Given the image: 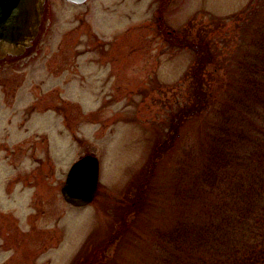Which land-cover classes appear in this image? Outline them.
<instances>
[{
  "label": "rangeland",
  "instance_id": "374dc122",
  "mask_svg": "<svg viewBox=\"0 0 264 264\" xmlns=\"http://www.w3.org/2000/svg\"><path fill=\"white\" fill-rule=\"evenodd\" d=\"M250 1H44L30 43L0 51V264H164L171 232L207 208L194 180L212 153L209 110L228 96L197 101L195 72L235 79L246 49L259 53L264 7L240 28ZM88 153L99 190L72 206L62 187ZM226 173L206 184L218 200L238 187Z\"/></svg>",
  "mask_w": 264,
  "mask_h": 264
},
{
  "label": "trees",
  "instance_id": "16d2710c",
  "mask_svg": "<svg viewBox=\"0 0 264 264\" xmlns=\"http://www.w3.org/2000/svg\"><path fill=\"white\" fill-rule=\"evenodd\" d=\"M262 6L264 0H251L240 11L245 16L240 28H244L248 24H244L245 20H251ZM261 42L258 43V54L252 51L250 55L246 49L244 59L232 67L238 73V77L233 76L235 79L228 80L221 73L217 76L212 73L210 82L203 79L198 70L195 72L197 78L200 76L197 101L208 107L224 87L228 96L209 110V113L212 110L216 113L212 120L215 129L213 134L211 132L212 153L194 180L196 185L205 189L201 190V200L207 208L200 209L195 216L185 215L188 217L186 222L171 232L169 245L165 246L170 253L164 264H264V173L258 172L264 167V115L260 113L264 106V43ZM196 49L199 51V47ZM209 57L203 53L197 69L202 71ZM215 70L219 71L218 68ZM192 110L197 109L185 111L190 113ZM247 144L254 147L252 152L262 151L260 168L255 163L249 167V163L255 160ZM254 166L256 171L249 178V170ZM222 169L226 170L227 179L238 187H233L234 191H223L218 200L212 190H207L206 184L218 186L216 175ZM191 189L186 196L196 199ZM198 215H201L200 219ZM85 264H91V261Z\"/></svg>",
  "mask_w": 264,
  "mask_h": 264
},
{
  "label": "water",
  "instance_id": "95a60500",
  "mask_svg": "<svg viewBox=\"0 0 264 264\" xmlns=\"http://www.w3.org/2000/svg\"><path fill=\"white\" fill-rule=\"evenodd\" d=\"M45 0H0V51L25 48L37 35ZM83 4L87 0H67ZM100 160L86 154L67 173L62 194L72 206H86L96 198L100 183Z\"/></svg>",
  "mask_w": 264,
  "mask_h": 264
},
{
  "label": "bare ground",
  "instance_id": "6f19581e",
  "mask_svg": "<svg viewBox=\"0 0 264 264\" xmlns=\"http://www.w3.org/2000/svg\"><path fill=\"white\" fill-rule=\"evenodd\" d=\"M3 49H5V48H3ZM6 50H12V49H6ZM12 51H14V50H12Z\"/></svg>",
  "mask_w": 264,
  "mask_h": 264
}]
</instances>
